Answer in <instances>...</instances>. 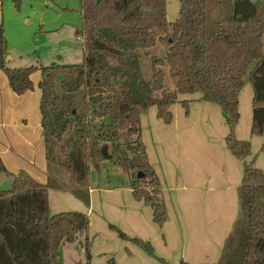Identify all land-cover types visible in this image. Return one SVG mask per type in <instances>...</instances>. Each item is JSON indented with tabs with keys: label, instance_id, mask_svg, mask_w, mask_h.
<instances>
[{
	"label": "trees",
	"instance_id": "16d2710c",
	"mask_svg": "<svg viewBox=\"0 0 264 264\" xmlns=\"http://www.w3.org/2000/svg\"><path fill=\"white\" fill-rule=\"evenodd\" d=\"M14 2L18 8L19 0ZM179 3V17L169 23L166 0H80L81 24L74 33L83 58L68 66L8 67L0 25V70L18 97L33 90L31 76L40 72L41 137L48 172L66 173L80 190L74 196L88 206L91 172L104 163L114 165L127 176L134 200L151 207L152 222L159 228L167 221V208L145 152L140 118L153 107L156 118L170 124V107L179 96L200 94V100L217 104L226 117L225 146L244 162V170L239 214L216 264H264V173L253 164L250 144L234 134L240 119L238 95L248 76L250 134L262 138L259 151L264 155V0ZM156 43L168 51L161 59L151 58L153 73L146 81L139 52ZM164 66L176 83L172 92L164 88ZM181 105L187 114L188 101ZM105 146L107 158L100 153ZM11 176V187L0 191V264H61L62 243L73 244L79 237H84L81 248L89 262L88 217L81 212L52 215L50 184L40 185L24 170ZM111 228L120 239L153 255L149 242Z\"/></svg>",
	"mask_w": 264,
	"mask_h": 264
},
{
	"label": "crops",
	"instance_id": "0c3cea01",
	"mask_svg": "<svg viewBox=\"0 0 264 264\" xmlns=\"http://www.w3.org/2000/svg\"><path fill=\"white\" fill-rule=\"evenodd\" d=\"M14 1L0 0L3 7L0 25L4 27L10 58L8 67L81 63L82 45L74 33L81 24L80 0H19L18 8ZM36 74L31 76V81L37 86L40 72ZM2 86L4 98L18 106L30 98L29 92L21 97L14 95L7 79ZM200 97V94L179 96L178 103L170 107L173 120L168 125L156 118L153 107L140 118L145 152L159 179L167 208V221L162 228L152 222L151 207L134 200L127 176L115 166L110 172L105 171L106 176L90 174L86 190L89 202L85 206L74 196L80 190L72 186L66 173L59 169L48 172L39 120L46 164L37 172L33 165L27 164L25 172L40 185L50 184L48 208L52 215L81 212L88 217L89 262L81 248L84 237H79L73 244L62 243L61 264L78 263L81 257L84 264H107L111 260L116 264H160L161 260L169 264H216L219 261L225 239L239 214L238 189L244 162L232 156L225 146L228 129L220 107ZM2 99L0 96V102ZM183 100L188 101L187 114L181 105ZM8 127L0 115V142L14 144ZM239 129V126L235 129L236 138L253 145L250 129V136L239 134ZM112 226L129 239L149 242L154 257H146L138 245L120 239Z\"/></svg>",
	"mask_w": 264,
	"mask_h": 264
},
{
	"label": "rangeland",
	"instance_id": "374dc122",
	"mask_svg": "<svg viewBox=\"0 0 264 264\" xmlns=\"http://www.w3.org/2000/svg\"><path fill=\"white\" fill-rule=\"evenodd\" d=\"M6 1H4V7ZM20 4V3H19ZM179 0H166V13H167V21L169 23H173L179 17ZM3 13V7L0 5V18ZM264 44V37H263ZM168 48L165 46L156 43L154 47L150 49L143 50L139 52V66L141 68V73L143 78L146 81H149L152 77V66H151V58L155 57L161 59L167 53ZM264 52V50H263ZM26 66V65H25ZM24 66V67H25ZM22 67V66H20ZM20 67L16 69H20ZM27 67V66H26ZM164 76V88L168 91H173L175 89V82L168 73V67H162ZM38 74H34L36 76ZM6 80L5 74L0 70V94L3 97L2 102H0V115L2 116L3 124L7 123L9 125V137L14 141V144H10L8 142L1 143L0 142V161L4 171H0V191H6L11 187L12 184V176L11 174H16L19 171H26L28 165L31 166L35 172L40 171L41 166H45V158L42 153L40 139V111H39V89L36 84L32 83L34 88L31 92H29L30 98L29 100L22 101L21 105L14 101L12 103L9 99L4 98L3 86L1 87V83ZM244 85L239 92L238 99V113L240 116L239 122L236 127H240L239 134L241 135H249V129L251 126V102H252V88L250 81H248V76H245ZM6 86V85H5ZM16 101L19 99H15ZM20 101V102H21ZM10 108V112L7 109ZM7 115V116H6ZM236 129V128H235ZM253 136V145L250 143V151L253 153L252 158L255 160V165L261 171H264V155L259 151L261 139L259 136ZM256 142V143H255ZM257 144V145H256ZM7 149L4 153L3 150ZM29 168V167H28ZM111 169H114V165L110 163H104V166H101L98 172H91V176L94 177L106 176V172H110ZM9 174V175H8ZM68 247V246H67ZM75 247V246H71ZM141 249V248H140ZM142 253L146 255V257H154L153 255L147 254L143 249ZM81 256V253H77ZM76 254V257H78ZM83 256V255H82ZM78 263L75 264H84L83 258L78 260Z\"/></svg>",
	"mask_w": 264,
	"mask_h": 264
},
{
	"label": "water",
	"instance_id": "95a60500",
	"mask_svg": "<svg viewBox=\"0 0 264 264\" xmlns=\"http://www.w3.org/2000/svg\"><path fill=\"white\" fill-rule=\"evenodd\" d=\"M9 61H10V58L7 57V58H6V62H9ZM100 153H101V155H103L105 158H107V157H108V155H107V147H106V146L103 147V148L101 149ZM141 177H142V176L139 174V175H138V178H141Z\"/></svg>",
	"mask_w": 264,
	"mask_h": 264
}]
</instances>
